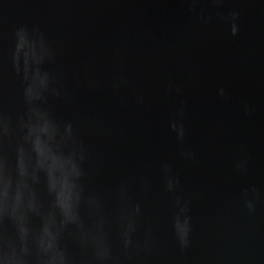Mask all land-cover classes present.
<instances>
[{
    "label": "water",
    "instance_id": "obj_1",
    "mask_svg": "<svg viewBox=\"0 0 264 264\" xmlns=\"http://www.w3.org/2000/svg\"><path fill=\"white\" fill-rule=\"evenodd\" d=\"M0 264H264V0H0Z\"/></svg>",
    "mask_w": 264,
    "mask_h": 264
}]
</instances>
